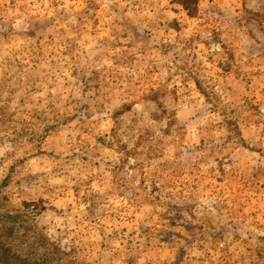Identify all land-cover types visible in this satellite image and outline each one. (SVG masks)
<instances>
[{
	"label": "rangeland",
	"instance_id": "1",
	"mask_svg": "<svg viewBox=\"0 0 264 264\" xmlns=\"http://www.w3.org/2000/svg\"><path fill=\"white\" fill-rule=\"evenodd\" d=\"M264 264V0H0V264Z\"/></svg>",
	"mask_w": 264,
	"mask_h": 264
},
{
	"label": "trees",
	"instance_id": "2",
	"mask_svg": "<svg viewBox=\"0 0 264 264\" xmlns=\"http://www.w3.org/2000/svg\"><path fill=\"white\" fill-rule=\"evenodd\" d=\"M27 264H44L43 259L28 260Z\"/></svg>",
	"mask_w": 264,
	"mask_h": 264
}]
</instances>
